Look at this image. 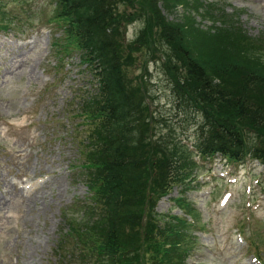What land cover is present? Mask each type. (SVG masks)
Masks as SVG:
<instances>
[{"label":"rangeland","instance_id":"rangeland-1","mask_svg":"<svg viewBox=\"0 0 264 264\" xmlns=\"http://www.w3.org/2000/svg\"><path fill=\"white\" fill-rule=\"evenodd\" d=\"M114 1L119 14L139 13L120 18L121 57L132 90L145 94L155 137L194 162L155 215L186 221L183 264H264V166L195 156L201 114L173 93L168 73L176 63L157 40L151 0ZM156 1L168 21L186 16L202 30L232 28L264 58V0H190L168 9ZM55 15L54 0H4L0 9V264H80L75 229L95 221L79 151L94 79Z\"/></svg>","mask_w":264,"mask_h":264},{"label":"trees","instance_id":"trees-1","mask_svg":"<svg viewBox=\"0 0 264 264\" xmlns=\"http://www.w3.org/2000/svg\"><path fill=\"white\" fill-rule=\"evenodd\" d=\"M189 1L163 0L161 5L187 8ZM158 3L149 1L156 37L170 47V60L178 65L168 73L173 93L202 118L192 145L195 156L264 166V58L259 50L232 28L202 30L186 16L183 22L168 21ZM116 6L114 0H54V18L64 23L67 47L80 53L95 90L82 107L91 127H82L87 138L79 149L95 221L75 229L76 256L80 264H183L186 221L168 217L162 223L155 207L173 187L185 185L194 162L155 137L145 94L137 97L132 90L121 57L120 18L139 13L119 14Z\"/></svg>","mask_w":264,"mask_h":264}]
</instances>
